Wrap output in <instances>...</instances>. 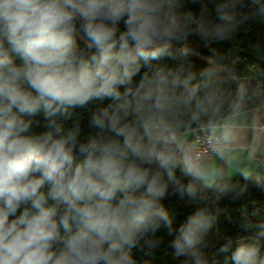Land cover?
Returning a JSON list of instances; mask_svg holds the SVG:
<instances>
[{
	"label": "clouds",
	"instance_id": "clouds-1",
	"mask_svg": "<svg viewBox=\"0 0 264 264\" xmlns=\"http://www.w3.org/2000/svg\"><path fill=\"white\" fill-rule=\"evenodd\" d=\"M255 19L264 0H0V264H149L135 253L161 229L181 264H264V223L209 257L216 217L199 205L228 190L186 140L219 110L191 38L215 55ZM170 195L198 207L177 223Z\"/></svg>",
	"mask_w": 264,
	"mask_h": 264
},
{
	"label": "trees",
	"instance_id": "trees-1",
	"mask_svg": "<svg viewBox=\"0 0 264 264\" xmlns=\"http://www.w3.org/2000/svg\"><path fill=\"white\" fill-rule=\"evenodd\" d=\"M187 6L199 10L198 4L189 3ZM190 46L193 54L187 57V60L193 69L199 72L207 67L214 74L219 95V110L213 122L258 104L259 97L264 92V22L255 19L241 24L228 40L211 45L215 55L210 54L205 42L199 37H192ZM167 63L175 64L176 61L169 60ZM90 115L88 109H79L77 115L73 117V120L79 122L84 133L90 131L88 126ZM251 176L264 182L257 174ZM216 184L226 188L227 195L216 199L211 190H206L209 199L199 207H207L216 217L215 224L206 237L207 253L211 259L223 261L224 254L215 253L228 238L235 240L240 236L255 235L257 231L255 227L250 233H245L241 229L242 224L264 223V187H257L252 181H245L243 176L217 180ZM164 204L177 223L183 222L198 207L172 195ZM157 235L162 237V243L153 255L144 257L142 253L136 252V259L148 260L149 264H181L184 258H175L168 247L172 237L163 229ZM259 243L264 245V240Z\"/></svg>",
	"mask_w": 264,
	"mask_h": 264
},
{
	"label": "crops",
	"instance_id": "crops-1",
	"mask_svg": "<svg viewBox=\"0 0 264 264\" xmlns=\"http://www.w3.org/2000/svg\"><path fill=\"white\" fill-rule=\"evenodd\" d=\"M211 131L221 145L201 161L209 174L216 173L217 180H223L248 172L264 181V92L256 106L215 120ZM197 132L194 129L186 140Z\"/></svg>",
	"mask_w": 264,
	"mask_h": 264
},
{
	"label": "built area",
	"instance_id": "built-area-1",
	"mask_svg": "<svg viewBox=\"0 0 264 264\" xmlns=\"http://www.w3.org/2000/svg\"><path fill=\"white\" fill-rule=\"evenodd\" d=\"M220 145L221 141L212 131L199 130L193 138L187 139L189 150L194 156H198L201 161L210 158Z\"/></svg>",
	"mask_w": 264,
	"mask_h": 264
},
{
	"label": "rangeland",
	"instance_id": "rangeland-1",
	"mask_svg": "<svg viewBox=\"0 0 264 264\" xmlns=\"http://www.w3.org/2000/svg\"><path fill=\"white\" fill-rule=\"evenodd\" d=\"M190 135V134H189Z\"/></svg>",
	"mask_w": 264,
	"mask_h": 264
}]
</instances>
